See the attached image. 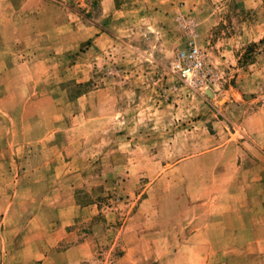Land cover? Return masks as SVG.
Instances as JSON below:
<instances>
[{
  "label": "rangeland",
  "instance_id": "1",
  "mask_svg": "<svg viewBox=\"0 0 264 264\" xmlns=\"http://www.w3.org/2000/svg\"><path fill=\"white\" fill-rule=\"evenodd\" d=\"M0 264H264V0H0Z\"/></svg>",
  "mask_w": 264,
  "mask_h": 264
},
{
  "label": "built area",
  "instance_id": "2",
  "mask_svg": "<svg viewBox=\"0 0 264 264\" xmlns=\"http://www.w3.org/2000/svg\"><path fill=\"white\" fill-rule=\"evenodd\" d=\"M204 58L201 49L190 42L186 48L178 50L172 63L173 71L185 83H195L201 76Z\"/></svg>",
  "mask_w": 264,
  "mask_h": 264
}]
</instances>
